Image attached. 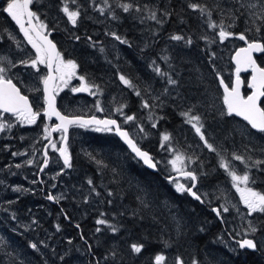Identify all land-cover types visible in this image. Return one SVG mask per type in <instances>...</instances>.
<instances>
[{
	"label": "trees",
	"instance_id": "obj_1",
	"mask_svg": "<svg viewBox=\"0 0 264 264\" xmlns=\"http://www.w3.org/2000/svg\"><path fill=\"white\" fill-rule=\"evenodd\" d=\"M4 1L1 2L0 7ZM39 1H48L53 10L60 11L61 0H34L33 3V10L43 20L49 22L51 29H55L52 31V37L57 43L59 50H65L66 47H64L62 41L65 42L67 38H71L84 50L95 49L96 51L93 52L96 53V57L99 56H97V53L100 52L99 50L97 51V48L103 46L105 51L102 54L109 61V64H106L104 59L99 60L98 58L95 60V57L92 56L90 59L84 56L83 59H79V63L83 69L91 73L90 79L94 82L102 80V83H100L106 90L113 89L112 85L116 78L111 74L109 68H113L114 71L120 70L125 75L136 79H139L140 76L147 79L152 71L150 65L155 60L164 71L171 72L173 77L180 81L178 89L185 91L187 90L184 86L187 83L185 81L187 75L181 73L183 67L182 55L188 54L190 57L199 56V58H206L207 55L204 47L207 42L200 37L206 36L209 28L205 23V18L200 17L197 12L189 9L187 4L189 2H200L212 6L214 2L212 0H133V2L139 3L141 6L147 5L149 8L158 9L161 14L165 10L172 12L173 15L171 17H164L165 22L162 25H158L152 20H145L141 24L136 17L142 16L143 13H123L119 8H116L119 19L113 20L107 13L101 15L98 11H95L90 6L89 0H79L86 12L75 27L67 19L61 23L54 22L53 14L48 17L42 12L44 3L42 4L43 7H38ZM261 1L264 3V0ZM110 2L115 7V0H110ZM97 3H102V0H97ZM214 5H216V2H214ZM213 18L218 20V14H214ZM240 23L242 25V22ZM112 31L126 38L129 44H121L106 34ZM173 34H182L186 38L190 36L193 40V47L188 46L183 41L173 42L169 39ZM74 35L80 36L81 39L79 41L74 40ZM89 36L92 41L97 42L96 47L91 46L87 39ZM56 38L61 40L58 41ZM174 44L177 45V49L181 50V52L175 50V53H172V50H174L172 45ZM203 49L205 50L203 51ZM196 50H198V54ZM116 51L124 53V58L121 61L116 60ZM164 56H168L170 59L165 62L162 59ZM195 59L197 60V58ZM198 88L193 91L197 92ZM217 88L220 95H222L220 85ZM245 92L248 93L249 89L246 88ZM127 101L126 113L129 115L135 114L137 119L141 117L144 111L141 107V97H137L133 92H130L129 96L127 95ZM165 101V107L164 109L162 108L160 113L163 119L160 120L154 129L156 138H150L145 142L144 148L151 153L153 152L154 156L155 150H158L161 144L159 141L161 134L168 132L174 137L176 129L182 124L184 119L180 115L182 111H185L181 103L172 99L170 95L165 97ZM95 135L96 137L91 135L89 140V144L93 145L92 152L94 154L97 153L99 156V159L98 157L97 159L103 161V164L109 167L106 169H103V166L98 167L85 153L74 149L72 158L73 169H71V173L68 172V175H64L65 182H67L69 188L66 199L61 200L59 203L51 202L47 199V192L44 189L39 190V192H33L31 189L26 194L19 196L13 204L8 202V200L12 202L11 199H13L10 195H7V200L0 201V215L1 212L7 215L8 211L11 214L16 213L18 218L16 221L9 219L5 223H10L11 226L16 227L12 231L18 234V237L23 240L26 247L32 238L31 236L43 232L44 228H50L52 234L54 233L53 238L55 239L56 247H53V250L56 251L43 249L36 252L27 247L31 250V256L35 264H75L76 252H81L83 256L85 255L84 259L85 261L87 260V264H96L97 260L99 264L102 261H106L105 264H154V256L158 253H163L167 257V264H174L177 256L184 258L185 264H190L193 257L199 259L202 264H221V262H224V264H264V250L262 248L258 251L241 250L235 256L230 253L229 248L231 246L229 243L232 239L229 233H231L232 223L217 218L215 213L211 211L212 208L210 206L201 204L186 193L183 195L178 194L173 185L169 184L164 178L167 175L162 171L159 170L154 173L142 164L134 162L131 159V153L113 132L101 134L99 137H97V134ZM9 143L21 145L16 131L12 133V139H10ZM111 143L121 146L126 151L124 156H122V160L118 162V166L121 163L122 167L125 166L128 170H131L130 173L139 180L140 178L135 172L141 170L143 173H137H140L139 175L144 174L145 178L144 181H139L140 185L143 188L149 187L157 200H168L177 208V219H180L183 225L182 234H175L171 223L162 221L160 214L155 216L141 209L134 195L136 192L133 189H130L132 191H126L121 187L122 185H115L119 184L115 180L120 174L116 175L117 173L115 174L112 169L117 170L118 167H112V160L106 157L104 153L99 154L95 149ZM10 158L11 153L0 152V168ZM211 168H214V165L209 164L206 166L207 170ZM10 169L11 171L13 170L9 168L7 171ZM197 171L200 172V169H197ZM89 178L94 181L101 195L99 197L90 196L88 202L85 203L84 197L89 194V185L87 184ZM222 179L219 173H215V175L202 178L199 184L210 185ZM155 180L159 185L156 188L155 184H153V188H151L149 182H155ZM107 189H111L116 195L108 197ZM76 196H83L81 202L75 199ZM109 199L112 200L111 204L108 203ZM37 201H41L48 206V211L43 208L37 209L34 206ZM97 201L101 203L100 208L102 213L105 214L104 218L117 225L120 229L119 232L112 233L106 226L99 233L95 231L97 228L96 219L100 217L98 212L99 204H95ZM62 209L63 212L67 213L69 219H66L62 214ZM134 212L136 215H133ZM23 219L31 223L36 220L38 223L32 224L29 229H26L27 227L21 224ZM57 224L61 227L59 232L55 228ZM76 224L80 225L79 229L76 228ZM201 227L204 228L203 232L198 231ZM25 232H27L28 236ZM81 234L84 239H81ZM220 236H223L224 241L227 242V247L219 242L218 237ZM69 238L74 241L72 244L73 248L68 251L70 255L65 258V261H60L59 256L66 252H64L65 248H67L65 245L69 244ZM145 241H147L146 247L141 254L131 253L129 246L132 243H144ZM166 242H168V246H166ZM88 245L92 246L91 252L88 251ZM77 247H80L82 251H79ZM233 247H236V245ZM111 251L117 252L115 260L108 257ZM105 257H108V259H105Z\"/></svg>",
	"mask_w": 264,
	"mask_h": 264
},
{
	"label": "snow or ice",
	"instance_id": "obj_2",
	"mask_svg": "<svg viewBox=\"0 0 264 264\" xmlns=\"http://www.w3.org/2000/svg\"><path fill=\"white\" fill-rule=\"evenodd\" d=\"M236 2L239 4V8L247 7L248 9H256L257 7V4L255 3L245 6L243 3H240V0H236ZM33 3L34 0H8L7 7L4 9V11L8 13L12 20H14L19 26V29L23 33L27 44H30L31 47L35 49V54L32 57L26 56V58L13 60L11 55L0 53V133H4L6 130L10 131L16 126L7 119H4L3 113H10L16 118L17 123L27 125L36 124L41 115L47 117L48 120H51L52 117H56L59 123H56L51 127L45 124L43 128L44 135L42 138L48 141V145L42 150L43 159L41 161L39 171L43 172L51 161V157H49L50 148L54 152L58 153L59 160H62L60 173H57V175H60L68 169H73V159L68 144V132L70 127L91 129L96 132L114 131L127 144L131 152V159L134 162L137 164H142L148 169L158 172L159 166L165 162L156 160L149 151L144 150L137 143V139L134 138L133 135L130 134L126 129L122 128L121 124L118 123L116 119H98L94 115L86 119L83 116L64 115L57 109L56 95L58 94V91L62 89H60L59 86L55 84V81L57 78H59L61 83L67 87L69 81L77 76V69L79 68V65L75 60H66L62 53L57 50L56 44L49 39L51 32L55 29L49 30L48 24L42 21L40 19V15L31 9L30 6ZM257 3H260V0H257ZM89 4L95 11H98L101 15L107 13L113 20L119 19L116 8H119L123 13L128 14L143 13L142 16L136 17L139 19L141 24H143L145 20H152L158 25H162L165 22L164 17H171L173 15L172 12L166 10L161 14L158 9L149 8L147 5L141 6L139 3L133 2V0H115V7H113V3L110 2V0H102V3H97V0H89ZM187 7L192 11L197 12L200 17L205 18V23L207 24L208 28L212 30H218L216 35L220 41H223L231 36L238 35L240 40L246 42L247 46L240 48L234 57L236 60L235 86L230 88L228 84L223 85V104L226 106V110L221 114L242 117L251 129L255 130V132L259 133L261 136H264V107L261 106V98L264 97V68L259 67L252 57L253 52H264V42L257 39L249 40L248 35H246V32L255 31L259 33L262 31V29H264V23L257 25V20L264 22V3H260L259 11L247 12V22L254 27H249L245 30V32H241L239 34L229 30L234 26L235 22L239 20L241 16H245L244 12H239V8L233 11L231 8L224 9L219 4L215 6H209L207 3L200 2H189ZM60 11L66 16L67 21L75 27L85 15L86 9L79 3V0H61ZM214 14H218L221 19H219V21L214 19ZM226 19L230 20L231 22L226 24ZM4 32H7V30L5 29ZM106 34L110 35L121 44H129V41L126 38L121 37L115 31L108 32ZM7 35L11 39L15 40L16 48L23 52V48H21V42L16 40L12 33L7 32ZM200 38L204 40L209 39L208 36H202ZM2 39L3 33H0V40ZM73 39L79 41L81 37L74 35ZM87 39L92 47L97 46V42L92 41L90 36L87 37ZM169 39L172 41H183L189 46L193 44V40L190 36L186 38L182 34H173L169 37ZM99 51L102 53L105 51L103 46L99 48ZM212 57H215L214 52L211 53L210 59ZM162 59L167 62L170 57L164 56ZM40 65H45L47 68V74L40 77V80L43 84L42 91L44 93L46 107L40 110H34L28 96L22 94L20 87L17 86V83L13 82V77L10 76V73L13 69L19 66H30L38 73L40 72ZM242 65L245 70L247 68L252 69L251 83L249 86L251 89H253V91L247 96L243 95L240 90V72L242 70ZM150 67L157 76L165 78L168 85L172 86L173 88H178L180 86V81L174 78L171 72L164 71L155 60L152 61ZM53 73H56V75ZM78 78L80 81H82V84L80 87L72 88L71 90L73 92L87 91L92 95L103 94V89L100 87V85L94 83L89 84L83 75L79 76ZM118 79L123 85L127 86L129 89H132L137 97H141V107L143 109L154 110L155 107H161L163 105L162 101L160 104H155V101H160L159 96L153 97L154 103H149L148 99L143 98L142 91L139 86L134 84L133 80L124 73H118ZM220 82L223 84L222 77ZM93 89H95V91H93ZM34 90L41 91L39 88ZM163 91L166 95L169 89L165 88ZM177 94L179 95V93ZM126 107L127 104H121L115 109V111L124 116V124L136 122L137 117L135 114L129 115L124 112ZM95 108L99 112L105 111V108L101 107L99 100H97ZM180 115L185 118L186 123L193 127L195 133L199 136L205 148L209 152L216 154L218 157V168L222 169L226 176L230 178L232 186L240 194V200L246 208V214L243 215L245 217L264 215V192L257 191L255 188L250 187V184L256 183V177L253 176L252 169L255 168L258 171L264 172V167H262L264 166V159L254 158L253 156V153L257 151V149L246 148L245 152L248 154L245 155L239 152L230 151L227 148H220L214 143L210 142L208 136L206 135V128L202 116L196 111L195 105L189 107L186 111H182ZM147 119L151 121V127L155 128L157 126L158 120L163 119V117H157L154 119L150 111ZM136 127L138 129L139 138H146L147 133L145 132L143 124L137 122ZM54 132L60 133L59 141H54L52 139V133ZM248 135L251 136L252 134L249 133ZM21 139H23V137ZM172 141L173 137L171 133H163L161 148H165L171 153L172 158L166 163L171 166V171L175 172L177 176L182 178L185 182H181L177 179V176L171 175V173H169L164 178L169 184L174 186L175 191L178 194L183 195L186 193L201 204L211 203V201L207 200L208 193L200 192L197 187V185L201 182V179L207 178L210 173L203 171L198 172L196 168L189 170L190 163L195 165L197 162H199V166L202 168L203 162L200 161L199 156H188L183 151L173 147ZM58 144L60 146H58ZM259 151L262 155H264V147H260ZM12 155H27V150L25 152H13ZM85 155L98 165L107 167V165H104L103 161L98 160L96 155L93 153L85 151ZM234 162H239L240 165H243V172L238 171ZM34 163H36L34 157L24 162L26 165H32ZM22 166L23 165L19 163L15 165L16 168H21ZM8 167L11 168L12 166L9 165ZM112 171L115 173L116 169H112ZM40 182L43 183V181ZM32 183L35 184L36 181H32ZM87 184L89 185V194L84 197L85 203L88 202L90 196L95 195L96 197H99L101 195V192L97 190V187L91 178L87 180ZM53 187H55V185H53ZM136 187L138 192L141 193L136 197L141 205V208L149 209L151 204L147 200L146 188L140 187L139 184H137ZM12 190L17 193L31 191V189H25L22 186H16ZM106 191L108 197H113L116 195V193L111 189H107ZM66 198L67 197L64 195V193H60L59 195L49 194L47 196L49 201H54L56 203H59L61 200ZM217 199H220V197H217ZM11 203L12 202L9 201V204ZM108 203L111 204L112 200L109 199ZM164 206L168 207L169 205L167 202H165ZM230 207L234 208L237 213H239V208H236L235 205L230 206V202H228L226 199L225 203L212 208L211 211L215 213L217 218L223 221L224 214L230 212ZM61 212L66 219H69L67 213L63 212V209ZM133 215H136V213L134 212ZM104 216V213H100L101 218L96 220L98 227L95 229V231L97 233L101 232L102 229L99 226L103 225L106 226L112 233L119 232V227L111 223L108 219L104 218ZM173 219L177 233L182 234L183 225L181 220L177 218ZM11 220H17L15 213L11 214ZM37 223L38 222L36 220L32 221V224ZM75 226L78 229L80 228L79 224H76ZM55 228L57 232L61 230L59 224L55 225ZM261 228H264V224L258 227L253 220H248L247 226L242 230V239L236 240V237L229 233L231 238L236 243V247L229 248L230 253L235 256L238 255L241 250L247 249L251 251H258L261 247H264V245H258V242L254 238V234L260 231ZM198 231L203 232L204 228L201 227L198 229ZM81 239H84L82 234ZM218 240L227 247V242L224 241L223 236L218 237ZM71 242V240L68 241V243ZM146 243L147 241L144 243H132L129 246L131 253L136 255L141 254L146 247ZM6 245L7 241L2 235H0V246ZM41 245H44V241H32L29 242L28 246L32 250L39 252ZM44 246L46 247L47 245ZM166 246H168V242H166ZM91 248L92 246L88 245L89 252H91ZM0 250H2V247H0ZM69 255L70 253L65 252L59 256V260L65 261V258ZM108 257H111L113 260H115L117 257V252H109ZM108 257H105V259H108ZM96 264H99L98 260ZM154 264H167V257L163 253L156 254L154 256ZM174 264H185V260L184 258L177 256L175 258ZM190 264H202V262L199 259L193 257L190 261ZM221 264H224V262H221Z\"/></svg>",
	"mask_w": 264,
	"mask_h": 264
},
{
	"label": "rangeland",
	"instance_id": "obj_3",
	"mask_svg": "<svg viewBox=\"0 0 264 264\" xmlns=\"http://www.w3.org/2000/svg\"><path fill=\"white\" fill-rule=\"evenodd\" d=\"M216 2V5L219 4L224 9L231 8L233 11H235L237 8H239V4H237L236 0H212ZM213 2L212 6H215ZM8 0H5L4 3L0 7V17L2 19V27L0 28V33H3V39L2 44L4 45V49H7L10 43H14L15 40L11 39L7 32L12 33V35L16 38V40H19L21 42V48H23V52L19 50V54L16 55L17 59H22L27 57H32L35 54V49L31 47L30 44H27L26 39L23 36V33L20 31L19 26L15 23L12 18L6 14H4V9L7 7ZM44 14H46L48 17L51 16V14L54 15L53 21L57 23H61L62 21H66V16L61 13L58 10H53L51 6L49 5V2H43L39 1V8L43 7ZM240 3H243L245 6L249 4H257L256 9H248L245 8H239V12H244L245 16H241L238 22H242L241 32H245V30L249 27H254L253 25L249 24L247 22V12L248 11H259L260 9V3H257V0H240ZM262 3V2H261ZM239 14V13H237ZM219 19L221 17L218 15ZM40 19L48 24L49 30L51 29V26L49 22L43 20L40 16ZM218 19V21H219ZM241 20V21H240ZM226 24L230 23V20H225ZM262 24L261 21L257 20V25ZM236 25V22L232 28H234ZM230 28L229 30L234 32L233 29ZM7 30V32H4V30ZM218 30H212L208 29L206 32V36L209 37L208 40H206L207 44L204 46L206 48V58H199V56L196 57H190L188 54L182 55V74L187 75V78L185 81L187 82L184 84V86L187 88V90L173 88L172 86L168 85L166 83V79L160 76H157L155 72L151 71V75L147 79L145 77H141L139 79L133 78L128 76L133 80V83L138 85L139 88L142 91V96L145 99L149 100V103H154L153 97L159 96L160 101H155V104H160V102H163V105L161 107H155L154 110H146L144 109L143 114H141V117L137 119L136 122H130L128 124H124V116L120 115L118 112L115 111V109L120 106L121 104H127V95L129 96L130 92H133L132 89H129L127 86L123 85L119 79H118V73H123L122 71H114L113 68H109L111 70V74L115 76L114 84L112 85L113 89L106 90L104 86L101 85V81L94 82L92 79H90V74L87 70L83 69L81 64L79 63V59H83L84 56H86L87 59H90V57H95L94 59L97 60H105V63L107 64L109 61L104 58L102 52L94 53L93 51H96L95 49H83L80 47L75 41H73L71 38H67L66 41H62V44L64 45L65 50H59V52L62 53L64 58L72 59L77 62L79 65V68L77 69V76L72 78L68 86L65 87L61 81L57 80V85L59 86L60 91H58L57 97L59 100V108L66 114L69 115H97L101 117H106L105 115H108V117L119 119L124 128L127 129H134V135H136V138L140 141V143L147 142L150 138H156L155 131L151 127V121L147 119L148 115H153L154 119L157 117H161V110L165 107V97L171 96L172 99L177 100L179 103L183 105L185 108V111L188 110L189 107L195 105L196 111L198 114L202 116L203 122L205 124L206 128V135L209 138V141L214 143L220 148H227L230 151L239 152L242 154L247 155L248 153L245 152L246 148H255L257 151L253 153L254 154L260 153L259 148L256 147L257 144L260 145V147H264V138L263 139H257L256 137H253L254 135L253 130L244 122H241L239 120L237 121H231V119H235L233 116L228 115H222L226 110V106L223 104V94L220 95V92H218V86L220 85V79L218 76L220 75L222 78L225 76L228 81H233L234 76H232L230 63L232 59L233 52L237 48V44L240 43V39L238 38V35L231 36L223 41H220L216 35ZM262 34L260 35V38L264 39V29H262ZM259 32V33H261ZM235 33V32H234ZM247 35L250 37H257L258 33L255 31L252 32H246ZM11 41H10V40ZM237 39V40H236ZM56 40L60 41L61 39L56 38ZM1 42V40H0ZM175 43L181 42V41H173ZM195 43V41H194ZM177 45H172V53H175V50L178 52H181V50H178L176 47ZM189 46V45H188ZM193 47V44L190 45ZM196 46V45H195ZM176 48V49H175ZM99 48H97V51ZM205 49H203L204 51ZM197 54H198V50ZM215 53V57H212L210 59L211 53ZM1 53V51H0ZM116 60L121 61L124 58V53L122 51H116ZM202 56V55H200ZM197 58V60L195 59ZM111 60V59H110ZM206 60V61H205ZM198 61V62H197ZM205 61V62H204ZM96 62V61H94ZM181 63V65H182ZM109 64V63H108ZM111 65H113L110 62ZM203 66H202V65ZM149 66V65H148ZM147 66V68H148ZM40 72H36L34 69H32L30 66H19V70L17 73V80L20 83V86H22L24 92L28 94L30 100L33 102V105L35 106V110H40L45 107V101L43 96V84L40 80V77L47 74V68L45 65H40ZM14 70V69H13ZM150 72V71H149ZM212 72V74H211ZM226 74V75H225ZM10 75H15L14 72H11ZM85 76L86 80L89 84H97L100 85V87L103 89L102 95H92L90 92H73L71 89L75 87H80L82 84V81L79 80V76ZM127 76V75H126ZM193 76V77H192ZM232 76V77H231ZM114 78V77H113ZM196 78V79H195ZM224 79V78H223ZM225 80V79H224ZM22 82V83H21ZM101 82V83H100ZM215 83V84H214ZM217 85V86H216ZM169 87H171L169 89ZM199 87V88H198ZM41 89V91H35L34 89ZM168 88L169 91L165 95L164 89ZM197 92L193 91L195 89ZM95 91V89H93ZM134 93V92H133ZM179 93V95L177 94ZM97 100L100 101L101 107L105 108L104 112H99L96 110L95 105ZM127 107L124 109V112L126 113ZM127 114V113H126ZM3 118L7 119L11 123L15 124L16 126L12 128L10 131H5L4 133H0V152H7L8 154L11 153V158L7 160L5 165H2L0 168V201L1 200H7V195H10L13 199V202L21 196L26 194L27 191L24 192H14L12 189L16 186H22L25 189H32L33 192H39V190L44 189L47 192V196L49 194L52 195H59L60 193H64L65 196L69 193V188L67 182H65L64 175H68V172L71 173V169L66 170L64 173L57 175V173H60V169L62 167V160H59V154L54 152L50 149L52 155H53V162L50 167L45 168L43 173L41 174V180H39L38 174H39V168L41 166V161L43 159V149L45 144L48 142L47 140H44L42 137L44 135L43 128L45 124H47L49 127L52 126L53 120H47L44 115H41V117L38 119L37 123L34 125H27V124H20L17 123L16 118H13L11 115H6L3 113ZM161 119L158 120L157 125L159 124ZM225 120V121H223ZM141 123L144 126L145 132L147 133L146 138L140 139L138 136V129L136 127V124ZM151 130V131H150ZM18 134V140L20 142V146L18 144H10V139H12V133L15 132ZM108 133V132H96L91 129H83V128H77L74 127L71 131V138L68 141L69 142V150L72 154L73 158V150L78 149V151H81L82 153L92 152L93 145L89 144L90 136L97 134L99 137L101 134ZM165 133V132H164ZM251 133L252 135L249 136L248 134ZM56 135V133H55ZM143 135V134H139ZM172 146L176 149L183 151L188 156H199L200 161L203 162L202 168L199 166V162L197 164H189V170L192 168L200 169V171L208 172L210 175H215V173H219L220 177L223 178L219 182H214L210 185L205 184H199L198 189L202 193H208L207 200L211 201V203H207L208 206L211 208L217 207L220 204L225 203V199L230 202L231 205H235L236 208H239V213L234 208L230 207V223H232L231 227V234L232 236L236 237L237 239H242L243 236V228L247 226L248 220H252L250 217H245L243 214H246L245 206L243 205L242 201L240 200V194L236 191V189L232 186L230 178L226 176L224 171L222 169L218 168V157L216 154L209 152L205 146L203 145V142L200 140L199 136L195 133L193 127L185 122V118L183 119L182 124L176 129L174 133ZM150 136V137H149ZM23 137V139H21ZM60 134L55 136V141H59ZM159 139V138H158ZM151 141V140H150ZM157 142V140H155ZM160 143H162V134L159 139ZM58 146H60L58 144ZM99 154L104 153L106 157L112 160V167H118L115 174L118 173L120 176H117V180H115V184L117 186L122 185L124 190L126 191H132L130 189H133L136 193L134 195L137 197V195L141 194L138 192V189L136 187L137 184L140 185L139 181H144L145 175H139L142 172L141 170H137L135 172L136 175L139 176L140 180L137 179L136 176H133L128 168L125 166L122 167V164L118 166V162L122 160V156L126 153L125 150L122 149L120 146H116L115 144L106 145L103 147H97L95 148ZM27 150V155H21V156H13V152H25ZM160 154L158 155L159 161H163L162 165H160V171H162L165 175H168L171 173V175L175 174V172L171 171V166L167 164L166 162L171 160L172 155L169 151H167L165 148H161V144L159 147ZM94 154V153H93ZM96 157L99 156L97 153H95ZM35 158L36 163L32 165H26L24 162L30 158ZM259 159H264V155L260 154L258 157ZM93 162V161H92ZM22 164L23 166L21 168H16V164ZM95 163V162H94ZM237 169H240L242 165L239 164V162H234ZM209 164L214 165V168H211L210 170L206 169V166ZM9 165L12 167L9 171ZM98 167H102V165H98ZM128 167V163L126 164ZM103 167V169L108 168ZM217 171V172H216ZM240 172H243L242 170H238ZM252 171L258 173L262 171H258L257 169H252ZM121 172V173H120ZM143 173V172H142ZM28 174V176H27ZM117 175V174H116ZM25 176V177H24ZM71 176V175H69ZM209 177V176H208ZM66 178V176H65ZM181 182H185L183 179H178ZM32 181H36L35 184L32 183ZM40 181H43L41 183ZM136 181V182H135ZM190 183V182H189ZM153 184H155V187L157 188L159 184H157V181L155 182H149V185H151V188H153ZM55 185V187H53ZM140 187H142L140 185ZM174 188V186H173ZM175 189V188H174ZM219 189V191H218ZM264 189V188H263ZM147 191V200L150 202L151 207L149 209H144L150 213H152L155 216L161 215V220L170 222L171 226L173 227V231L175 234H177L174 219L177 218V208L171 204L168 200L161 199L157 200L156 196L152 191H150V188H146ZM258 191V190H257ZM93 197H96L95 195H92ZM83 196H76L75 199L79 200L81 202ZM217 197H220V199H217ZM10 200H8L9 202ZM139 202V201H138ZM167 202L169 205L168 207L164 206V203ZM99 204V216L100 213H102V209L100 208L101 203L97 201ZM37 209L43 208L44 210L48 211V206H46L41 201H37L35 205ZM139 206L141 208V205L139 203ZM142 209V208H141ZM15 210V209H14ZM16 214V213H15ZM228 213H225V217ZM8 215V216H7ZM7 215L3 214L1 212L0 215V235L4 237V239L7 241L6 246H0L2 247V250H0V264H35L33 257L31 256V250L24 245L23 240H21L18 237V234L14 233L12 229H16L15 226H11L10 223H5L9 219H11V213L8 211ZM101 217H98L99 219ZM18 219V218H17ZM96 219V220H97ZM254 221V220H253ZM255 222V221H254ZM22 225L31 226L32 223L26 219H23L21 222ZM164 224V223H163ZM256 224V223H255ZM264 224V223H262ZM97 225V224H96ZM98 227V225H97ZM101 229L104 227L103 225L99 226ZM188 227V225H187ZM26 229H29L27 227ZM45 230L43 232H39L37 235L31 236V240L29 242L35 241L40 242L44 241V245H47L46 247L44 245L40 246V250H46V251H53V247H56L55 239L53 238L52 230L50 228H44ZM165 230V229H164ZM27 234V232H25ZM28 236V234H27ZM232 239V238H231ZM71 240L72 242L68 245H65L67 248H65L64 252H68L70 249L73 248V240L68 239V241ZM257 241V239H256ZM258 241L260 245H264V232L262 235L258 238ZM231 248H233L234 245H236L235 241L232 239L229 243ZM264 250V247H261ZM79 251H82L80 247H77ZM56 251V250H54ZM69 253V252H68ZM85 255L81 252H76V260L75 264H87L85 259ZM106 261H102L101 264H105Z\"/></svg>",
	"mask_w": 264,
	"mask_h": 264
},
{
	"label": "flooded vegetation",
	"instance_id": "obj_4",
	"mask_svg": "<svg viewBox=\"0 0 264 264\" xmlns=\"http://www.w3.org/2000/svg\"><path fill=\"white\" fill-rule=\"evenodd\" d=\"M3 1V0H2ZM262 1L260 0V3H261ZM263 3V2H262ZM4 14H6V15H8V13H6L5 11H4ZM9 16V15H8ZM2 21V19H1V17H0V22ZM239 20H237L236 21V25H235V27L234 28H232L233 29V31L235 32V33H237V34H239L238 32L239 31H241V27H242V25H241V23L240 22H238ZM241 21V20H240ZM1 26H2V22H1V24H0ZM1 26H0V28H1ZM264 33V32H263ZM262 34V32L261 33H258L257 35H259V36H257V37H250L249 35H248V38H249V40H253V39H257V40H262V42H264V39L263 38H260V35ZM247 35V34H246ZM4 40V39H3ZM10 40V39H9ZM237 40V39H236ZM11 41V40H10ZM3 42H2V40H1V42H0V51H1V53H4V54H9V55H11L12 56V58L13 59H15L16 58V55L17 54H19V50H17V48H16V43L14 42V43H10L9 45H6V46H8V48L7 49H4V45L2 44ZM247 44H246V42L245 41H240V43H238L237 44V48H236V50H238L239 48H242V47H244V46H246ZM235 50V51H236ZM235 51L233 52V54L235 53ZM233 54H231L232 56H233ZM255 59H256V61H257V63L261 66V67H263L264 68V52H262V53H260V54H256L255 55ZM230 68L232 69L231 70V72H232V76H234V79H233V81L231 82V81H228L227 80V78L225 77V76H223V78L225 79V81H226V83L228 84V86L229 87H232V85H233V82H234V80L236 79V71H235V67L233 66V63H232V59H231V63H230ZM20 68L19 67H17V68H15L14 70H12V72H14L15 73V75H10V76H12L13 77V82L14 83H17V85L21 88V91L25 94V95H27L28 96V94L26 93V91L24 92V90H23V88H22V86H20V83H19V81L17 80V71L19 70ZM226 75V74H225ZM231 76V77H232ZM242 79H243V88H242V91H243V93L245 92V89L246 88H248L249 90H250V87H249V84H248V81H249V79H250V77H251V71H249V72H246V73H244V74H242L241 76H240ZM218 78L219 79H221V76L219 75L218 76ZM251 92V91H250ZM249 92V93H250ZM245 93H247V92H245ZM248 93V94H249ZM247 94V95H248ZM29 97V96H28ZM33 103V102H32ZM34 106V105H33ZM34 108H35V106H34ZM4 114H6V113H4ZM6 115H8V114H6ZM105 116H108V115H105ZM13 118H15L14 116H12ZM101 117V116H100ZM104 117V116H103ZM110 117V116H109ZM119 120V119H118ZM237 120H239V119H237V118H235V119H231V121H237ZM223 121H225V120H223ZM239 121H241V122H244V123H246L247 124V122L246 121H244V120H239ZM119 122H120V124H121V126L123 127V124H122V122L119 120ZM52 125H53V123H52ZM74 128V127H73ZM72 128V129H73ZM72 129H71V131H72ZM130 132H131V134L133 135V137L134 138H136V135H134V129L133 128H131V129H128ZM253 132H254V135H252L253 137H256L257 139H263L264 138V136H261L259 133H256L255 132V130H253ZM58 134H60V133H56V135H58ZM55 135V136H56ZM70 139V138H69ZM137 139V138H136ZM54 141H55V139H54ZM137 142L141 145V147L143 148V149H145L144 147H145V141H144V143L142 144V143H140V141L137 139ZM68 144H69V142H68ZM144 145V146H143ZM121 147V146H120ZM256 147H258V148H260V145L259 144H257L256 145ZM70 148V147H69ZM159 148V147H158ZM146 150V149H145ZM148 151V150H147ZM151 153V152H150ZM242 153V152H241ZM160 154V152H159V149L157 150H155V156H154V154H153V152L151 153V155L157 160L158 159V155ZM260 154L261 153H256V154H254L255 155V157L254 158H258L259 156H260ZM49 156L51 157V161H50V163H49V165H48V167H50L51 165H52V162H53V155H52V153H51V151H50V148H49ZM241 168L240 169H238V170H244V167H243V165L242 166H240ZM262 167H264V166H262ZM159 170H161L160 169V167H159ZM39 173H40V171H39ZM252 174H253V176L254 177H256V183L255 184H250V187H253V188H255V190H258V191H261V192H264V172H258V173H256V172H254V171H252ZM38 177H39V180H41V175H39L38 174ZM203 205H206L205 203L203 204ZM245 208V207H244ZM246 209V208H245ZM230 215H229V213L227 214V216L225 217V215H224V220L226 221V222H229L230 223ZM250 218H252V220H254L255 221V223H256V225L259 227L260 225H262V223H264V215H258V216H253V217H250ZM264 232V228H261V230L260 231H258L257 233H255L254 234V238L255 239H257V242H258V245H260V243H259V241H258V238L262 235V233ZM241 238H243V236L241 237Z\"/></svg>",
	"mask_w": 264,
	"mask_h": 264
},
{
	"label": "water",
	"instance_id": "obj_5",
	"mask_svg": "<svg viewBox=\"0 0 264 264\" xmlns=\"http://www.w3.org/2000/svg\"><path fill=\"white\" fill-rule=\"evenodd\" d=\"M1 2H2V0H0V4H1ZM31 7V9L33 10V4L30 6ZM34 11V10H33ZM53 33L51 32V35L49 36V39L50 40H52L53 41V43H55L56 44V46H57V50L59 51V47H58V45H57V43L54 41V39H53ZM246 47V46H245ZM242 48H244V47H242ZM240 49V48H239ZM238 49V50H239ZM237 50V51H238ZM236 51V52H237ZM236 52L234 53V55H233V63H234V65L236 66V60L234 59V57H235V55H236ZM260 53H262V52H253L252 53V57H253V59L256 61V59H255V54H260ZM256 64L258 65V63H257V61H256ZM259 66V65H258ZM242 67V70H241V72H240V75L242 74V73H246V72H249L250 70H252L251 68H247L246 70L244 69V67H243V65L241 66ZM260 67V66H259ZM54 75H56V73H53ZM252 77V76H251ZM251 77H250V80H249V85H250V83H251ZM57 80H58V78H57ZM57 80L55 81V84L57 85ZM240 80H241V85H240V90H241V93L243 94V91H242V88H243V79L240 77ZM221 81V80H220ZM224 84H226V82L223 80V84L220 82V85H221V88H222V91H223V93H224V87H223V85ZM235 84H236V79H235V81H234V85H233V87L235 86ZM18 86V85H17ZM19 87V86H18ZM21 89V88H20ZM252 91H253V89H252ZM251 91V92H252ZM22 92V91H21ZM22 94L23 95H25L23 92H22ZM251 94V93H250ZM249 94V95H250ZM244 95V94H243ZM27 96V95H26ZM43 96H44V93H43ZM29 98V97H28ZM263 98L264 97H262L261 98V103H262V101H263ZM29 101H30V103L32 104V107H33V109L35 110V108H34V106H33V103H32V101L30 100V98H29ZM45 107H46V103H45ZM56 107H57V109L62 113V114H64V115H69V114H66V113H64L60 108H59V100H58V97H57V95H56ZM6 114H8V115H11L12 116V114H10V113H6ZM72 116H83L84 118H90L91 116H93V115H91V116H87V115H72ZM94 116H96L98 119H105V118H110V119H116V118H112V117H108V116H106V117H99V116H97V115H94ZM233 116H235V115H233ZM235 117H237V118H239V119H242L243 120V118L242 117H238V116H235ZM46 119H47V117H46ZM48 120V119H47ZM52 120H53V125L54 124H56V123H59V121L57 120V118L56 117H52ZM117 121H118V123H120L119 122V120L118 119H116ZM122 127V126H121ZM71 128L72 127H70L69 128V132H68V137H70V132H71ZM123 128V127H122ZM124 129H126L130 134H131V132L127 129V128H124ZM55 133H57V132H54V133H52V139L54 140L55 139ZM113 133H114V135L120 140V142L122 143V144H124L125 145V147L129 150V152H130V149L128 148V146H127V144L123 141V139L116 133V132H114L113 131ZM138 143V142H137ZM139 144V143H138ZM48 145V142L45 144V146H44V148L46 147ZM140 145V144H139ZM141 146V145H140ZM145 150V149H144ZM147 151V150H146ZM131 153V152H130ZM151 154V153H150ZM50 157V156H49ZM147 168V167H146ZM148 169V168H147ZM45 170V169H44ZM148 170H150V169H148ZM151 172H154V173H156L157 171H153V170H150ZM43 172H40L39 173V175H41ZM174 176H177V174H174ZM177 179H181L180 177H178L177 176ZM198 186V185H197ZM51 202H54V201H51ZM247 250V249H246ZM249 251H251V250H249Z\"/></svg>",
	"mask_w": 264,
	"mask_h": 264
}]
</instances>
